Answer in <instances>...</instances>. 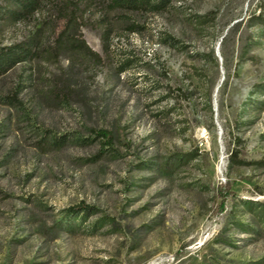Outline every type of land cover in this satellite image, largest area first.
I'll list each match as a JSON object with an SVG mask.
<instances>
[{"label":"rangeland","instance_id":"obj_1","mask_svg":"<svg viewBox=\"0 0 264 264\" xmlns=\"http://www.w3.org/2000/svg\"><path fill=\"white\" fill-rule=\"evenodd\" d=\"M261 1L0 0V264H264Z\"/></svg>","mask_w":264,"mask_h":264},{"label":"trees","instance_id":"obj_2","mask_svg":"<svg viewBox=\"0 0 264 264\" xmlns=\"http://www.w3.org/2000/svg\"><path fill=\"white\" fill-rule=\"evenodd\" d=\"M20 6H22L25 9V13H33L35 12V8H37L39 6L40 0H20ZM22 4V5H21ZM131 4V3H130ZM260 12L258 15H255L254 17H252V21H254L257 25L260 24L262 26H264V0L261 1L260 3ZM129 5V4H127ZM122 8H130L132 10H135V8H137V6L135 5V3H133L132 5H129L127 7H122ZM20 13V12H19ZM14 14V13H13ZM23 15V14H22ZM19 16V15H18ZM18 16L14 15V18L11 17L10 19L14 20L16 19ZM9 19V20H10ZM33 36V35H32ZM31 37L27 38L26 43L28 41H31L30 39ZM30 39V40H29ZM3 50H1L2 52ZM18 58V55H12L10 57H6L3 59L2 63L0 64V70L4 69L5 66L10 65V63L16 61V59Z\"/></svg>","mask_w":264,"mask_h":264}]
</instances>
